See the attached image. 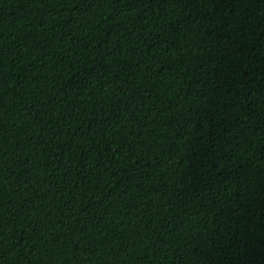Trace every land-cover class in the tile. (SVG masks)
Wrapping results in <instances>:
<instances>
[{
	"label": "trees",
	"instance_id": "1",
	"mask_svg": "<svg viewBox=\"0 0 264 264\" xmlns=\"http://www.w3.org/2000/svg\"><path fill=\"white\" fill-rule=\"evenodd\" d=\"M0 264H264V0H0Z\"/></svg>",
	"mask_w": 264,
	"mask_h": 264
}]
</instances>
